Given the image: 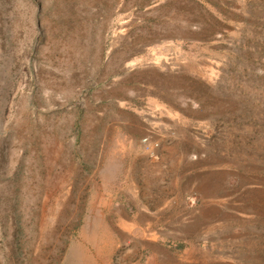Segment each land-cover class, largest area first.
Returning a JSON list of instances; mask_svg holds the SVG:
<instances>
[{
    "label": "rangeland",
    "instance_id": "374dc122",
    "mask_svg": "<svg viewBox=\"0 0 264 264\" xmlns=\"http://www.w3.org/2000/svg\"><path fill=\"white\" fill-rule=\"evenodd\" d=\"M172 252L264 264V0H0V264Z\"/></svg>",
    "mask_w": 264,
    "mask_h": 264
},
{
    "label": "crops",
    "instance_id": "0c3cea01",
    "mask_svg": "<svg viewBox=\"0 0 264 264\" xmlns=\"http://www.w3.org/2000/svg\"><path fill=\"white\" fill-rule=\"evenodd\" d=\"M84 162L87 168L85 170L82 169V172H84L87 177L89 176L91 181H95V178L97 177H99L102 181L104 179H108L110 176H113L112 179L114 182L121 181L122 177L125 176V173L127 172L126 167L134 166V160L132 158H127V156L120 160L116 157H110L107 161L102 158L94 159V161L90 164L92 166L91 170L89 169L90 165L87 160H84ZM113 211L115 212V210ZM117 212V214L124 219L123 214L120 213L119 210H117ZM172 264H178L177 255L174 252H172Z\"/></svg>",
    "mask_w": 264,
    "mask_h": 264
},
{
    "label": "built area",
    "instance_id": "2783aa9c",
    "mask_svg": "<svg viewBox=\"0 0 264 264\" xmlns=\"http://www.w3.org/2000/svg\"><path fill=\"white\" fill-rule=\"evenodd\" d=\"M143 146L146 150H149L151 155H154V149L158 148L159 145L155 141H151L149 139H145L143 141Z\"/></svg>",
    "mask_w": 264,
    "mask_h": 264
},
{
    "label": "bare ground",
    "instance_id": "6f19581e",
    "mask_svg": "<svg viewBox=\"0 0 264 264\" xmlns=\"http://www.w3.org/2000/svg\"><path fill=\"white\" fill-rule=\"evenodd\" d=\"M99 229V228H98ZM106 232V231H105ZM102 234V233H101ZM96 235H98V234H96ZM108 235V234H107ZM92 236V235H91ZM101 236V235H100ZM105 236V235H104ZM115 236V235H114ZM93 237V236H92ZM97 237V236H96ZM95 239V238H94ZM94 239H92V240H94ZM107 239V238H106ZM105 239V240H106ZM109 239H111V238H109ZM104 240V239H103ZM108 241V240H107ZM93 242H95V241H93ZM102 242V241H101ZM87 244H88V242H87ZM89 245V244H88ZM94 246H96V245H94ZM99 247V246H98ZM104 247V246H103ZM102 249H104V248H102ZM103 253V252H102ZM98 257V256H97ZM93 260V259H92Z\"/></svg>",
    "mask_w": 264,
    "mask_h": 264
}]
</instances>
